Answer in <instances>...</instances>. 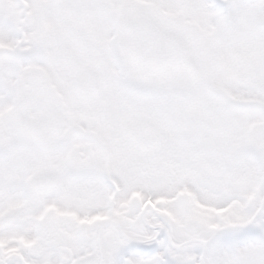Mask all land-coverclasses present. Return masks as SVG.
Listing matches in <instances>:
<instances>
[{"label":"snow or ice","instance_id":"snow-or-ice-1","mask_svg":"<svg viewBox=\"0 0 264 264\" xmlns=\"http://www.w3.org/2000/svg\"><path fill=\"white\" fill-rule=\"evenodd\" d=\"M0 264H264V0H0Z\"/></svg>","mask_w":264,"mask_h":264}]
</instances>
